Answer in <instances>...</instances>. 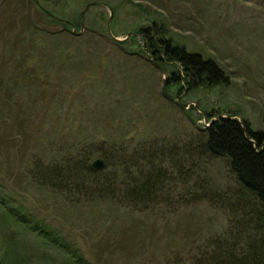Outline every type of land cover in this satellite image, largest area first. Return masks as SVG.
Wrapping results in <instances>:
<instances>
[{"label":"rangeland","instance_id":"374dc122","mask_svg":"<svg viewBox=\"0 0 264 264\" xmlns=\"http://www.w3.org/2000/svg\"><path fill=\"white\" fill-rule=\"evenodd\" d=\"M82 1L0 0V183L20 190L16 196L32 214L61 227L87 264H159L168 252L221 230L224 213L206 204L171 214L134 213L83 197L73 201L32 184L29 171L35 159L51 161L50 150L58 152L61 142L63 150L81 143L179 142L229 115L264 131V0H97L102 6L91 9L82 37L46 34L60 32L61 25L50 24L43 9L79 17ZM106 4L118 7L115 38L136 34L138 28L131 31L137 25H169L177 43L217 64L225 85L192 92L182 83L169 86L179 69L143 54L144 37L136 34V41L122 46L105 38L104 18L111 16ZM25 37L31 38L27 44ZM33 56L41 57L43 68L48 64L44 75ZM204 169L215 189L232 186L226 162ZM1 214L3 264L7 258L12 264L30 261L32 254L41 261L31 264H68L60 250L41 253L37 237Z\"/></svg>","mask_w":264,"mask_h":264},{"label":"trees","instance_id":"16d2710c","mask_svg":"<svg viewBox=\"0 0 264 264\" xmlns=\"http://www.w3.org/2000/svg\"><path fill=\"white\" fill-rule=\"evenodd\" d=\"M82 5H86V12L83 14L82 11L79 17L56 15L41 9L50 24L61 25L60 32L46 34L82 37V30L88 22L91 24V9L102 6L97 0H83ZM105 8L113 12L112 35L107 18H104L103 35L115 41L112 29L118 7L106 4ZM138 26L131 32L138 28L136 34L144 37L142 53L152 56L159 65L179 69L173 72L169 86L182 83L188 92H192L225 85V76L217 64L203 53L193 52L177 43L170 34L169 25L155 22L150 27ZM34 31L37 34L44 32L37 28ZM129 34L132 35L115 45L136 41L137 35ZM33 36L37 35L33 33ZM30 41L31 38L21 39L25 44ZM31 49L39 55L36 46ZM33 59H36L37 70H42L41 76L44 75L48 64L43 68L37 62L41 57L33 56ZM51 68L53 62L48 70ZM44 81L47 89V80ZM61 146L62 142L56 147L60 154L50 150L53 153L51 161L35 159L28 174L32 184L50 194L73 201L83 197L88 202L108 203L134 213L164 211L172 214L200 204L224 213L226 224L221 230L202 242L195 241L168 252L159 264H264V131H254L248 121H240L231 115L219 116L212 119L210 126L196 128L179 142L156 141L134 147L125 142L81 143L67 150L60 149ZM98 158L104 159L106 164L99 171L92 168L93 161ZM219 160L227 163L232 177V186L224 191L215 189L209 179L203 178L204 167ZM16 194L22 192L17 188L7 189L0 183V210L5 221L37 237L41 253L60 250L68 264H87L80 247L72 243L61 227L46 216L38 218L32 214L29 205ZM3 228L12 236L13 229L9 225ZM32 259L41 261L32 254L30 261L21 264H31ZM3 262L12 264L8 258Z\"/></svg>","mask_w":264,"mask_h":264},{"label":"water","instance_id":"95a60500","mask_svg":"<svg viewBox=\"0 0 264 264\" xmlns=\"http://www.w3.org/2000/svg\"><path fill=\"white\" fill-rule=\"evenodd\" d=\"M85 12H86V9L83 11V14H84ZM83 14H82L81 17H80V25H81V26H82V16H83ZM112 20H113V12H111V16H110L109 23H108V29H109V33H110L111 35H112V31H111V29H110V26H111ZM131 35H132V34H128V36L126 37V39L129 38ZM115 39H116V40H119V41H124V40H126V39L123 40V39H117V38H115ZM225 117H226V116H223V118H225ZM105 166H106L105 161H104V159H102V158H98V159H96V160L93 162V164H92V168L95 169V170H97V171L104 169ZM0 264H3L1 259H0Z\"/></svg>","mask_w":264,"mask_h":264}]
</instances>
